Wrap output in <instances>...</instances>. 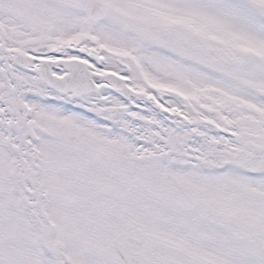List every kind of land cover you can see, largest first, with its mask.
Returning <instances> with one entry per match:
<instances>
[{
  "label": "snow or ice",
  "instance_id": "snow-or-ice-1",
  "mask_svg": "<svg viewBox=\"0 0 264 264\" xmlns=\"http://www.w3.org/2000/svg\"><path fill=\"white\" fill-rule=\"evenodd\" d=\"M0 264H264V0H0Z\"/></svg>",
  "mask_w": 264,
  "mask_h": 264
}]
</instances>
